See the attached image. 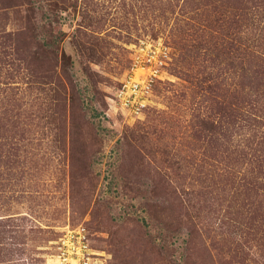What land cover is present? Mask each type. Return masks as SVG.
Returning a JSON list of instances; mask_svg holds the SVG:
<instances>
[{"label": "rangeland", "instance_id": "374dc122", "mask_svg": "<svg viewBox=\"0 0 264 264\" xmlns=\"http://www.w3.org/2000/svg\"><path fill=\"white\" fill-rule=\"evenodd\" d=\"M0 264H264V0H0Z\"/></svg>", "mask_w": 264, "mask_h": 264}, {"label": "built area", "instance_id": "2783aa9c", "mask_svg": "<svg viewBox=\"0 0 264 264\" xmlns=\"http://www.w3.org/2000/svg\"><path fill=\"white\" fill-rule=\"evenodd\" d=\"M122 90H124V88H123ZM123 92H124V91H122V93H123ZM83 246H86L84 242H82L81 247H83Z\"/></svg>", "mask_w": 264, "mask_h": 264}]
</instances>
